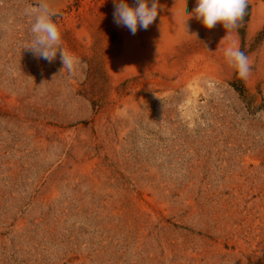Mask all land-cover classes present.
Here are the masks:
<instances>
[{"label":"rangeland","instance_id":"obj_1","mask_svg":"<svg viewBox=\"0 0 264 264\" xmlns=\"http://www.w3.org/2000/svg\"><path fill=\"white\" fill-rule=\"evenodd\" d=\"M38 3L0 0V264H264V0L243 36L195 0L136 35L48 0L72 74L25 49Z\"/></svg>","mask_w":264,"mask_h":264},{"label":"clouds","instance_id":"obj_2","mask_svg":"<svg viewBox=\"0 0 264 264\" xmlns=\"http://www.w3.org/2000/svg\"><path fill=\"white\" fill-rule=\"evenodd\" d=\"M113 3L114 23L118 27L126 28L132 35H136L138 30L147 31L158 17L157 0H135V7L130 6L127 0H113ZM195 3L196 7L193 10L195 18L205 29L211 30L219 24L226 32L237 27L248 7V0H195ZM24 15L30 19V40L25 49L31 50L37 59L49 63L53 62L59 53L63 64L62 70L69 74L80 70L81 67L86 68L82 61L65 50L60 30L53 22L55 12L48 0H39L36 6L25 8ZM184 28L187 32L185 25ZM224 57L236 70L239 78L247 79L250 64L248 56L243 51L229 46L224 50Z\"/></svg>","mask_w":264,"mask_h":264},{"label":"trees","instance_id":"obj_3","mask_svg":"<svg viewBox=\"0 0 264 264\" xmlns=\"http://www.w3.org/2000/svg\"><path fill=\"white\" fill-rule=\"evenodd\" d=\"M249 16H250V6L248 4V7L246 9V12L244 14V16L242 17V19L238 22V25H237V30L239 32V34L241 36H243V32H244V26L245 24L248 22V19H249Z\"/></svg>","mask_w":264,"mask_h":264}]
</instances>
